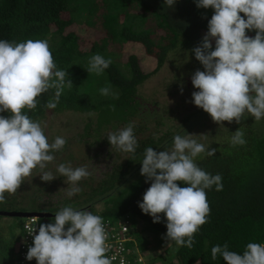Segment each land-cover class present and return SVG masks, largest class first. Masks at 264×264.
Returning <instances> with one entry per match:
<instances>
[{
	"label": "clouds",
	"instance_id": "clouds-1",
	"mask_svg": "<svg viewBox=\"0 0 264 264\" xmlns=\"http://www.w3.org/2000/svg\"><path fill=\"white\" fill-rule=\"evenodd\" d=\"M176 2L165 0L169 8ZM196 3L198 8L214 9V14L202 45L193 49L205 69L196 70L191 77L198 89L192 93L194 104L220 125L224 121L240 123L246 114L259 121L264 118V0ZM251 30L256 31L254 38L247 35ZM111 63V59L96 54L86 70L101 74ZM72 86L68 71L57 68L47 40H0V113H10L8 117L0 115V202L5 201L6 192L14 194L34 169L43 170L53 162L55 156L51 153L66 144L59 136L49 143L46 125L31 119L24 110L35 109L38 98L51 89L55 93L45 107L55 109L65 87ZM100 93L107 96L110 89L101 88ZM134 126L129 123L118 132H109L110 144L122 152L134 153L138 147ZM191 135H175L172 148L165 151L145 149L141 175L146 182L151 181V186L144 193L143 202H138L154 223L161 222V213L165 215L164 239L168 243L189 249L194 246L195 234L208 222L211 209L206 190L214 185L217 191L223 187L219 174L212 175L195 163L201 153L211 156L216 149H206ZM229 142L233 146L246 144L241 128ZM57 171L71 185L69 197L81 190L78 182L90 175L86 167L72 168L63 163ZM40 178L52 181L57 177L42 172ZM178 181L187 186L180 187ZM33 223L35 227L29 229V234L34 246L29 247L27 260L35 258L37 264H111L106 256L108 236L101 216L65 206L55 213L54 222ZM218 257L227 264H264V244L248 243L243 254L229 250L227 243L217 244L211 249V259Z\"/></svg>",
	"mask_w": 264,
	"mask_h": 264
},
{
	"label": "trees",
	"instance_id": "trees-1",
	"mask_svg": "<svg viewBox=\"0 0 264 264\" xmlns=\"http://www.w3.org/2000/svg\"><path fill=\"white\" fill-rule=\"evenodd\" d=\"M71 1L0 0V40L16 42H25L29 39L47 40L57 68L68 71L69 79L73 83L70 89L65 87L55 109L45 107L46 102L54 96L55 89L38 98L39 102L35 109H25L33 120L43 121L50 112L55 115L63 112L71 115L75 113L99 115L102 110L112 106L118 112L119 121L125 128L131 123L132 117H137L141 106L139 90L150 76L145 74V70L141 68V61L139 63L135 55L130 56L124 63L126 69L123 71V65L116 60V54L107 56L106 50L100 48L99 44L103 47L109 38L116 35L124 43L141 45L145 54L156 60L161 68L165 62L174 60L183 47L192 50L202 45V34H207L208 22L214 14L212 8H198L196 0H177L172 8L166 5L165 0H113V5L120 6L122 11L114 16L105 17L104 31L90 36L91 44L87 48L84 46V42L87 41L76 31L72 15L68 14L67 6ZM131 7H137L136 15L128 13ZM243 15L241 13V16ZM70 28L74 30L71 31ZM79 31L85 30L79 28ZM247 35L254 38L256 31H247ZM212 43L215 50V40ZM96 54L112 61L103 71L109 85L113 87L114 96H108V99L99 100L86 90L88 60ZM191 55H194V58H188L189 61L197 63V66H203L195 58L194 52ZM98 87L100 88L99 84ZM178 92L176 90L174 94L177 96ZM182 96L188 97L186 92ZM0 115L8 117L10 113L4 112ZM91 130L89 126L88 132ZM151 132L153 131H149L143 123L134 126V134L138 141L134 153L120 151L110 144L107 137L98 138L101 143L113 147L110 152L107 149L104 152V158L110 164L103 170L105 172L102 176L98 174L94 176L89 172L90 175L79 181L78 185L81 189L86 188L93 201L97 203L105 201V210L104 212L96 210L93 206L96 202L80 210L90 211L103 219L116 220L126 215L134 217L133 234L137 236L139 242L149 239L151 235L153 241L159 238L161 244L174 245L171 248L174 261L170 264H197V261L199 264H227L222 257L215 261L211 259L213 246L217 244L223 246L227 243L229 250L243 254L248 243L264 244V137L247 138L246 144L240 146H228L223 143L205 146L210 151L216 149L215 154L209 156L205 152L196 157L195 163L200 168L222 177L223 187L217 191L214 185L210 190H206L211 209L208 222L195 234L194 246L189 249L175 242L168 243L164 239L167 233V220L163 213L160 214L161 222L154 223L152 216L143 213L139 207L138 202H143V195L151 186V181L146 182V177L141 175V161L145 149L152 147L157 151L163 146L162 143L155 144L153 136L147 134ZM89 145L90 142L86 143L87 147ZM90 151L93 149L87 151L85 158H82L65 145L59 152L51 154L59 159V164L65 165L74 161L76 163L78 158L81 163L74 165V168H77L88 164L86 158ZM64 159H68L67 162H63ZM65 179L66 177L61 176L59 182L62 183ZM177 183L180 187L187 186L182 181ZM5 197L12 199L14 194L6 192ZM78 197L77 193L67 199ZM65 206L64 204L63 207ZM43 210L37 201L33 211ZM59 210L50 207L43 212L54 214ZM3 218L9 217L0 216V219ZM11 219L16 223L14 226L19 227L20 240L18 237L14 239L12 232L6 233L8 224H4V228L0 229V264H16L19 253L23 223L20 218ZM140 224L147 227L141 228ZM141 252L143 254V251Z\"/></svg>",
	"mask_w": 264,
	"mask_h": 264
},
{
	"label": "rangeland",
	"instance_id": "rangeland-1",
	"mask_svg": "<svg viewBox=\"0 0 264 264\" xmlns=\"http://www.w3.org/2000/svg\"><path fill=\"white\" fill-rule=\"evenodd\" d=\"M67 11L68 14L72 15L73 25L77 27L76 31L87 41L84 42V46L88 48L91 44L89 41L90 36L104 31L103 22L105 17L120 13L122 8L113 5V0H72L67 6ZM137 11V7H131L128 13L136 15ZM79 28H83L85 31L80 32ZM70 30L73 31L74 28H70ZM205 35L204 33L202 34L203 39ZM99 46L106 50L107 56L116 54V60H119L123 65V71L126 69L124 63L130 56L135 55L139 63L141 61V68L145 70V74L150 76L149 80L141 85L139 90L141 106L138 109L137 117L131 118V123L134 125L143 123L149 131H153L147 134L153 136L152 139L155 144H163L157 152L171 149L174 136L177 134L181 136L192 134V139H196L205 146L222 143L233 146L229 142L230 138L240 128L244 132L245 140L247 138L262 139L264 137V118L256 121L255 117L246 114V117L240 123L224 121L220 125L213 121L210 114L194 104L192 93L198 91V89L193 86L191 77L196 70L204 71L205 69L203 66H197V63L188 60V58H194V55H191L194 52L192 51L193 49L183 47V50L177 54L174 60L165 62L160 68L156 60L145 54L141 45L124 43L116 35L109 38L103 47L100 44ZM104 87L110 89V94L107 96L100 93V89ZM112 88L104 72L101 74L88 72L86 90L89 94L99 100L108 99L114 96ZM176 90L179 91L177 96L174 94ZM184 92H186L188 97L182 96ZM45 117L46 119L41 122L46 125L44 131L49 143L54 142L58 136L62 137L66 140L65 145H68L73 152L81 155L82 158H85L84 155L87 151L93 149L86 158L88 164L85 167L92 175L96 176L98 174L102 176L103 172H105L103 170L110 164L104 158L105 150L103 149L105 148L110 152L113 147L101 143L98 138H105L109 132H118L124 128L119 121L115 107H107L99 115L96 113L90 115L75 113L71 115V113L65 112L55 115L50 112ZM89 126L92 129L90 132H88ZM96 129L98 130L96 131ZM89 142L90 145L87 147L86 143L88 144ZM67 160L64 159L63 162H67ZM76 163H81L78 158ZM76 163L75 161L70 162L69 165L74 168ZM93 164L97 167H93ZM58 165L59 159L55 157L53 162L47 164L46 170H41L39 167L34 169L32 175L26 177L24 183L14 193L12 199L8 197L4 202H0V210L33 212L37 201L41 208L44 209L43 211L50 207L61 209L64 204L80 210L90 206L92 202H96L92 200L86 188H80L78 198L67 199L69 198L68 187L71 185L66 183V179L62 183L59 182L61 176L57 171ZM42 172H51L57 178L52 181H43L40 178ZM77 186L79 187V185ZM24 200L26 203L23 202ZM105 203V201L96 202L93 206L96 210L104 212ZM131 219L132 223L135 222L134 217ZM13 221L11 218L0 219V229L4 228V224H8L6 233L11 234L12 232L14 239L18 237L20 240L19 227L14 226L16 223ZM41 222H54V218L42 219ZM140 227L146 228L147 226L140 224ZM133 231L134 228L132 226ZM149 236V239H145L142 242H139L136 236V240L133 243L134 249L139 251L142 256H145L146 264H170L173 262L171 248L174 245L161 244L159 238L153 241L152 236ZM18 244L16 245L17 250ZM141 251H143V254Z\"/></svg>",
	"mask_w": 264,
	"mask_h": 264
},
{
	"label": "built area",
	"instance_id": "built-area-1",
	"mask_svg": "<svg viewBox=\"0 0 264 264\" xmlns=\"http://www.w3.org/2000/svg\"><path fill=\"white\" fill-rule=\"evenodd\" d=\"M34 220L36 223H41L38 217H28L23 220V235L16 264H37L35 258L31 261L26 259L29 247L34 246L33 236L29 234V229L35 227ZM103 223L108 236L106 256L111 259V264H146L144 257L133 247L136 235L132 232L130 216L126 215L116 220L106 218L103 219ZM38 227L39 224L37 234Z\"/></svg>",
	"mask_w": 264,
	"mask_h": 264
},
{
	"label": "water",
	"instance_id": "water-1",
	"mask_svg": "<svg viewBox=\"0 0 264 264\" xmlns=\"http://www.w3.org/2000/svg\"><path fill=\"white\" fill-rule=\"evenodd\" d=\"M0 216L9 218H20L25 219L28 217H38L39 219L52 218L55 216L53 213L43 212V211H33V212H16V211H1Z\"/></svg>",
	"mask_w": 264,
	"mask_h": 264
},
{
	"label": "flooded vegetation",
	"instance_id": "flooded-vegetation-1",
	"mask_svg": "<svg viewBox=\"0 0 264 264\" xmlns=\"http://www.w3.org/2000/svg\"><path fill=\"white\" fill-rule=\"evenodd\" d=\"M103 150H105V148H104ZM16 212H18V211H16ZM19 212H27V211H19ZM3 219H4V218H3ZM21 220H23V219H21ZM22 223H23V221H22Z\"/></svg>",
	"mask_w": 264,
	"mask_h": 264
}]
</instances>
